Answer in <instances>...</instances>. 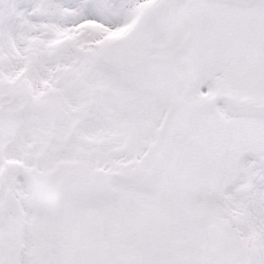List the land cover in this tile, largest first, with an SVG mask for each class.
<instances>
[{
	"label": "snow or ice",
	"instance_id": "1",
	"mask_svg": "<svg viewBox=\"0 0 264 264\" xmlns=\"http://www.w3.org/2000/svg\"><path fill=\"white\" fill-rule=\"evenodd\" d=\"M0 264H264V0H0Z\"/></svg>",
	"mask_w": 264,
	"mask_h": 264
}]
</instances>
